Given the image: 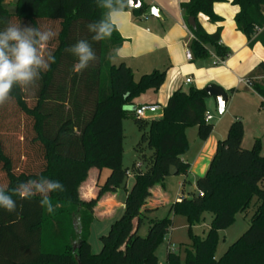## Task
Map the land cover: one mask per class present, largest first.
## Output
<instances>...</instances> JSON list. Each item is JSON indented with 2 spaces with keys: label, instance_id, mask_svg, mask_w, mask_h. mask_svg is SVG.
<instances>
[{
  "label": "trees",
  "instance_id": "trees-1",
  "mask_svg": "<svg viewBox=\"0 0 264 264\" xmlns=\"http://www.w3.org/2000/svg\"><path fill=\"white\" fill-rule=\"evenodd\" d=\"M127 1L124 11L139 17L142 9H129ZM2 2L0 30L12 22L48 26L58 35L48 44L56 62L27 90L14 86L11 99L0 106V186L11 189L43 176L60 181L65 190L50 194L51 213L41 206L39 195L31 199L14 196L16 212L0 208V264H157L155 251L169 233L172 213L184 216L189 226L198 222L201 213L212 216L204 238L190 236L184 264H264V156L260 139H255L251 148H242L243 124L235 119L226 137L217 141L204 176L196 179L195 192L171 204L165 218L149 219L157 210L146 207L151 188L162 184L170 167L184 177L183 193L189 170V164L182 161L188 148L185 129L195 127L201 142L211 135L213 126L205 121L208 96L204 90H177L159 118L136 119L126 108L147 91L157 92L165 71L154 70L135 80L127 65L116 63L123 40L115 29L111 37L92 41L87 25L105 18L107 12L99 0H14L13 13ZM225 2L188 0L180 4L185 23L190 18L195 21L193 29L187 26L193 61L209 58V49L220 60L228 57V49L219 44L220 29L207 34L197 22L199 15L210 23L220 22L212 7ZM231 4L239 9L234 17L236 30L249 46L258 43L264 47V0H232ZM81 39L92 44L97 60L76 73L73 65L77 58L66 49ZM258 75L264 76V63L245 81L264 107V81L252 79ZM7 107L14 114H9ZM127 118L140 134L134 148L137 163L130 169L122 164V123ZM9 135L17 136L15 141ZM17 143L25 150L15 152L13 145ZM91 169H106L109 174L98 186L97 199L83 202L78 188ZM128 173L133 184L123 212L99 238L100 252L92 254L88 243L92 209L103 195L124 188ZM253 199L256 208L247 230L215 260L218 233L233 225L235 216L244 213ZM144 221L147 233L140 237ZM164 264L181 263L177 255L168 252Z\"/></svg>",
  "mask_w": 264,
  "mask_h": 264
},
{
  "label": "crops",
  "instance_id": "crops-1",
  "mask_svg": "<svg viewBox=\"0 0 264 264\" xmlns=\"http://www.w3.org/2000/svg\"><path fill=\"white\" fill-rule=\"evenodd\" d=\"M136 1L141 3L142 14L139 17H135L131 11H125L127 15L120 18V27L115 29L123 40L116 52V63L123 62L127 65L131 69L135 80L154 70L165 71V78L157 92L152 90L147 91L134 100L132 106L127 108V111L133 113L137 107L143 105L155 106L161 111L175 91L181 90L186 92L191 87L201 90L207 85H215L223 89L227 95V99L231 95L248 93L250 97H256L259 102L261 101L256 94L244 84L239 83V81H244L247 77H250L257 66L260 63H264V47H261L258 43L249 46L247 39L236 30L234 17L239 9L231 4L232 0H226L225 3L213 5L214 15L221 20L218 23H210L202 15L197 17L198 24L207 34H214L220 29L219 44L229 51L228 57L221 65H213L215 56L212 49H209L210 57L205 60H186L185 52L188 50V44L192 36L187 28V23L183 19L180 4L188 0ZM13 2L14 0H3L2 4L8 11L6 6H12ZM150 6H155L160 10L163 20L143 16L145 9ZM13 11L12 7V11L8 12L13 13ZM262 13H264V10H262ZM252 79L264 81V76L258 75ZM186 80H190V84L186 85ZM230 90H235V92L230 94ZM209 101L210 97L205 100V107ZM260 110H264V107H261L259 103L257 111L259 112ZM235 119H239L242 122L237 117H233L232 122ZM262 126L264 125H261V123H257L254 128H248L243 125L242 148H251L253 141L259 139L258 135L262 133ZM122 127L124 134L123 123ZM211 137L212 135L205 142H201L199 147L200 154L198 155V159L193 163V165H196L201 156H205V159L201 161L203 163L200 166V175L206 172L208 163L214 154L217 141H212ZM261 155L264 156V143L261 145ZM182 161L187 163L183 159ZM100 175L101 171L96 169L88 171L86 180L78 188L81 201L90 202L97 199L98 186L101 185L99 184ZM130 186L127 182L125 183L123 195H119L116 191L105 194L97 200L92 209L93 223L90 226V231L96 223L101 224L108 221L111 225L121 216L124 209V200ZM193 189H195V186H193ZM154 196H156V193L154 190H151V196L146 202V207L158 210L159 207L170 206L164 200L161 202ZM161 198L164 199L162 196Z\"/></svg>",
  "mask_w": 264,
  "mask_h": 264
},
{
  "label": "rangeland",
  "instance_id": "rangeland-1",
  "mask_svg": "<svg viewBox=\"0 0 264 264\" xmlns=\"http://www.w3.org/2000/svg\"><path fill=\"white\" fill-rule=\"evenodd\" d=\"M8 11H12V6H6ZM250 94L239 93L237 95H231L227 99L226 105L224 107V111L222 114L218 113L216 102L214 98L210 97V101L206 106V115L210 116L212 120L207 123L213 126L211 132V139L219 141L223 140L226 137L227 130L229 124L232 122L233 117L240 118L243 122V125L248 128H254L257 123H261L264 125V110L257 111L259 107V100L256 97H250ZM7 111L9 114H14L12 108L7 107ZM154 118V117H153ZM25 129V124L23 125ZM22 126V128H23ZM124 126V139H123V157L122 164L126 169H130L133 164L137 163L138 154L135 152L134 148L139 140L140 134L136 127L134 126L133 120L131 118H127L123 121ZM21 127V126H20ZM27 128V127H26ZM5 133L11 131H4ZM262 133H259V139L262 143H264V126H262ZM188 148L186 152L182 155V159L186 161L190 165V169L186 176V184L183 190V193L180 191L181 183L184 179L181 175L175 176H167L162 184L155 185L151 188V190L156 193V197L161 202L167 203V205L174 204L178 202V197L183 194V196H188V194L195 192L193 189V184L196 179L204 176V173L200 175V166L205 156H201V158L197 161V164L193 165L194 161L198 159L199 147L201 145V141L197 138V129L195 127H188L184 131ZM11 134H14L11 133ZM7 136V134H5ZM210 135V136H211ZM11 140L16 139L17 136L9 135ZM14 150L16 151H24L25 148L21 147L22 144L13 145ZM250 148V147H249ZM28 150V149H27ZM29 151V150H28ZM148 150H145V154H148ZM205 164V163H204ZM209 164V163H208ZM143 168V167H142ZM109 174V171L106 169L101 170V175L99 177V184H102ZM2 178L0 177V183L2 182ZM126 182L128 185L132 186L133 179L127 178ZM130 186V188H131ZM125 188H120L117 190L119 195L124 194ZM130 190V189H129ZM158 191V192H157ZM164 198L162 199L161 196ZM169 207H159L158 210L150 215L149 219H162L165 218L168 213ZM256 208V199L251 201L249 208L244 212L240 213L236 216L235 222L229 228L220 231L218 233V241L215 248L214 258L218 260L224 252L227 250L228 246H230L233 242H235L248 228L249 221L254 213ZM170 218L172 220V225L169 230L168 235L163 239L162 243L158 246L155 251V255L157 257V264H164L166 254L168 252L177 255L179 257V261L181 264H184L186 261V250L191 243V235L199 238H204L212 216L209 213H201L198 222L189 226L187 219L179 214H171ZM110 223L105 221L104 223H96L92 227L90 231V236L88 243L90 245L91 253L98 254L101 250V243L99 238L108 233ZM148 223L144 221L141 225L138 235L140 237H144L147 233ZM169 249V251H167Z\"/></svg>",
  "mask_w": 264,
  "mask_h": 264
},
{
  "label": "clouds",
  "instance_id": "clouds-1",
  "mask_svg": "<svg viewBox=\"0 0 264 264\" xmlns=\"http://www.w3.org/2000/svg\"><path fill=\"white\" fill-rule=\"evenodd\" d=\"M99 6L107 9L105 18L87 25L88 31L93 34L92 41L96 42L111 37L113 30L120 27V18L127 15L124 0H99ZM57 35V31L48 26L37 28L12 22L0 30V106L11 99L14 86L27 90L41 78L42 72L48 71L50 65L56 62L48 44ZM66 51L77 58L73 65L76 73L97 60L96 52L87 39L78 40ZM64 190L65 186L60 181L43 176L20 182L11 189L0 186V208L9 213L16 212L14 196L31 199L39 195L41 206L51 213L54 209L50 194Z\"/></svg>",
  "mask_w": 264,
  "mask_h": 264
},
{
  "label": "water",
  "instance_id": "water-1",
  "mask_svg": "<svg viewBox=\"0 0 264 264\" xmlns=\"http://www.w3.org/2000/svg\"><path fill=\"white\" fill-rule=\"evenodd\" d=\"M127 7L129 9H133V10L142 9L141 3L139 1H136V0H128L127 1ZM143 16L144 17H155V18L163 20V16H162L160 10L155 6H150V7L146 8L145 11L143 12ZM187 26L190 27L191 29H193L195 27V21L193 18L188 19ZM203 90L208 97L215 99L217 109H218V113L222 114L224 111V107L226 105V102H227V95H226L225 91L223 89H221L220 87L215 86V85H207ZM157 116H161L160 111L156 112V113L148 114L147 118H153V117H157ZM176 174H177L176 169L174 167H170L168 175L169 176H175Z\"/></svg>",
  "mask_w": 264,
  "mask_h": 264
},
{
  "label": "built area",
  "instance_id": "built-area-1",
  "mask_svg": "<svg viewBox=\"0 0 264 264\" xmlns=\"http://www.w3.org/2000/svg\"><path fill=\"white\" fill-rule=\"evenodd\" d=\"M185 58L187 61H192V56L190 54V52L187 50L185 52ZM218 64H223V60H220L216 57H214V62H213V65H218ZM239 83H242L244 84L246 87H247V84H246V81H239ZM185 84H190V80H186L185 81ZM159 109L158 107H155V106H139L137 107L134 111H133V116L136 118V119H140V120H144V119H148L147 118V115L148 114H151V113H156L158 112ZM161 112V111H160ZM211 120V117L210 116H205V121L208 122ZM128 178L130 177L129 173L127 174ZM183 195L179 196L178 197V202H180L181 200H183Z\"/></svg>",
  "mask_w": 264,
  "mask_h": 264
}]
</instances>
